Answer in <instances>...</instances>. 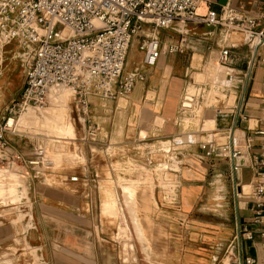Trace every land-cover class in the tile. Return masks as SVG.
I'll return each mask as SVG.
<instances>
[{
    "label": "crops",
    "instance_id": "1",
    "mask_svg": "<svg viewBox=\"0 0 264 264\" xmlns=\"http://www.w3.org/2000/svg\"><path fill=\"white\" fill-rule=\"evenodd\" d=\"M225 6L256 19L260 25L264 23V0H200L196 17H205L211 11L219 13ZM150 37L158 39L160 49L153 67L144 65V52L140 50V44ZM226 44L218 27L188 24L176 30L156 29L153 25L143 24L132 38L123 73L140 68L145 80L138 82L124 98L112 101L95 97L89 99L83 138L86 161L79 168L78 176H75L77 180L72 182L71 177L64 181L67 189H56L36 188L34 180L28 179L26 197L23 196L18 204L12 203L18 205V212L24 214L22 225L1 223L0 226V264H36L26 249L21 248L24 243L28 249L35 251L39 264H124L132 251L130 249V253L124 254L123 246L126 245L128 248L133 246L139 264H233L239 255L234 241L238 223L246 225L252 234L249 240L242 236L245 255L253 258L256 264H263L264 242L260 236L263 228L252 224L250 201L234 198L229 162L219 155L214 142L194 140L192 135L180 136L176 123L182 109L186 112L195 109L196 123L209 109L205 102L204 109L192 105L195 100L191 96L196 94V90L189 88V85L192 84V73L199 69V64L204 69L196 73L197 76L201 74L203 81H211L210 91L214 93L211 103L217 96H225L223 92L226 88L231 92L230 101L235 98L234 92L238 100L242 90H239V85L234 87L232 81H227L220 70L235 73L236 80L242 78L243 88L249 52L244 44L238 45L230 50L228 64L220 66L212 60L218 59ZM20 52L21 47L16 42L0 46V122H3L6 110L20 98L25 87L26 69L20 62ZM257 77L259 88L255 92ZM237 83L240 84L239 81ZM249 84L250 92L243 109L249 121L238 120L232 131L240 142L239 146L243 145L244 137L248 134L250 120L256 123L258 118L254 119L253 116L259 113L264 97V66L255 68ZM187 93L189 97H186ZM237 113L236 107L218 113L211 126L207 124L209 120L204 118L202 127L208 132L218 130L228 134L235 124ZM182 122H185L186 128L190 119L184 117ZM143 131L147 136L139 140ZM222 138L227 140V136L219 137ZM156 140L169 142V151L149 147ZM175 140L181 141L175 143ZM254 144L252 153L261 155L262 142L257 140ZM8 145L9 153L18 152L11 144ZM143 145L146 147L140 148ZM110 149L117 153H107ZM151 149L167 155L171 150L174 153L172 159L155 164ZM102 152L104 156L100 157L99 153ZM113 161L120 166L118 170L114 168ZM166 162L170 163L171 168L165 166ZM245 162L236 161L239 170L235 177L242 185L249 183L252 176L251 170L244 166ZM136 166H143L147 171L161 168L159 177L154 176V182L162 181L163 186L157 184L154 191L146 195L149 204L140 200L141 193L147 188V176L144 171L135 169ZM22 168L33 170L28 166ZM105 169H108L110 178L104 176ZM162 171L174 177L177 185L174 196L167 195V187L171 188V183ZM109 182L114 185L109 192L116 194L118 208L126 215L125 222L102 215L101 204L106 192L103 190ZM217 182L221 185L220 191H217ZM120 184H132L135 189V211L146 239L142 242L133 233L128 211L122 203ZM216 194L221 196L220 200H215ZM10 195L11 192L7 199L14 197ZM167 198L172 201L166 203ZM0 200L4 202L2 197ZM217 201L219 205H214ZM19 217L17 219L21 220L22 216Z\"/></svg>",
    "mask_w": 264,
    "mask_h": 264
},
{
    "label": "built area",
    "instance_id": "2",
    "mask_svg": "<svg viewBox=\"0 0 264 264\" xmlns=\"http://www.w3.org/2000/svg\"><path fill=\"white\" fill-rule=\"evenodd\" d=\"M200 0H0V46L16 42L21 47L19 59L25 67V87L0 122V158L7 164L18 163L34 169L41 165L43 151L33 148L35 155L9 153L4 133L13 130L8 126L28 109L47 104L49 94L59 88L71 89L76 111L87 116L90 98L112 101L128 96L138 82L145 80L140 68L124 74L126 55L132 38L143 24L156 29H181L188 24L218 27L227 43L218 56V63L228 64L230 50L238 45L229 41L239 35L249 52L248 86L253 71L264 66V23L232 9L221 8L219 13L208 12L196 17ZM264 20V19H263ZM144 52V65L153 67L160 54L159 42L150 37L140 44ZM246 87L238 98L237 118L227 134V142L218 146V153L229 162L233 175V196L242 197V184L236 181L239 170L236 161L245 160L251 170L250 192L246 197L251 204L252 224L262 227L264 242V97L260 102L259 116L254 127L248 125V134L242 146L233 136L236 123L249 121L244 114ZM93 135V131L91 132ZM94 136V135H93ZM261 141V155L252 153L255 141ZM72 182L76 177L70 179ZM242 236L249 240L252 234L243 223H238L234 241L239 252L233 264H256L244 253ZM264 264V263H263Z\"/></svg>",
    "mask_w": 264,
    "mask_h": 264
},
{
    "label": "rangeland",
    "instance_id": "3",
    "mask_svg": "<svg viewBox=\"0 0 264 264\" xmlns=\"http://www.w3.org/2000/svg\"><path fill=\"white\" fill-rule=\"evenodd\" d=\"M236 37V38H235ZM235 41V42H234ZM231 42L236 44V45H242L243 44V39L241 36L239 35H233L231 38ZM215 63H218V59L214 58L212 60ZM219 65V63H218ZM204 66H200L199 64V69L194 71V73H198L203 71ZM194 73H192V84L190 83L189 88H194L196 90V94H192L191 97H193V100H195V102H192V105L194 108H203L204 109V102L206 103V106L209 107V109L205 110L206 113L204 114L203 118L196 123V117H195V109H193L192 111L186 112L185 109H182L181 111V115L178 117V119L176 120V123L179 127V134L180 136L183 137H188L190 135L194 136V140H198V141H202V142H207V143H212L214 142V146H222L224 144H226V138H222L219 139V137H225L227 136V134H222V132L216 130L215 132H208V130L203 129V124H204V118H211L213 117L214 119H216V115L218 113H224L227 111H230L231 109H233L234 107H236L237 105V95L236 92H234L235 98L231 99V92L228 91V89L226 88V90L223 92V94L225 96H217L216 100H214L213 103H211V101L214 99V93H212L211 90V81L208 79L206 81L204 80V77L201 74H197L195 75ZM234 76V84L235 87L239 85V90H242V86H243V80L242 78L239 80H236L237 76L235 73H232ZM226 76V75H225ZM198 81H202V82H198ZM259 77L256 78V86L254 88V91L257 92L256 90H258L259 88V83H258ZM228 81V79H227ZM237 81L240 82V84L237 83ZM246 82V81H245ZM197 83H201V84H197ZM250 84L246 87L244 86V88L246 87V100L244 102V106H246L247 103V98L250 92ZM62 90L63 95H70V98L67 99L66 103H65V108L63 113L69 114V117L72 119L74 126L76 127V134L74 133V137L72 138V141L67 142L66 141V145L61 147L60 144H56L54 142V139L51 140V138L49 139L48 136H44L43 134H40L39 132L36 131V127L39 126V124L37 123L38 119H35V117H29L26 119V121L24 123H18V118H15V127L13 130H10V132L4 133L3 136V140H5L7 143L11 144V146H13L14 148H16V150L21 153H24V155L32 157L34 154L33 152V148H41L43 151V155L41 157L42 162L41 165L36 166L33 170H24V168H22V165L15 163V164H7L6 161H2L0 158V185H2V187H0V197L3 198L4 202H2L0 200V206H2L3 208L0 209V226L2 225L1 223L5 224V225H11L14 224L15 226H21L22 225V221L24 219V214L18 212V208L19 206L16 205L14 206V203H17L18 201H20L22 199L23 196L26 197L27 195V191H28V179H33L36 188L37 187H46V188H56V189H67L68 186L65 184V180L70 179L71 177H75L78 176V173L80 171V167L82 165H84V161H86V156H85V148H84V123H82L81 120L78 119V115H80V117H82L85 120V117L78 113L76 111L75 108V102H74V96H72V94L66 89L63 88H59ZM210 91V92H208ZM235 91V88H234ZM189 93L186 94V97L188 96ZM204 94H206V99L204 98ZM51 95V94H50ZM190 95V94H189ZM251 96V95H250ZM233 98V96H232ZM19 100L16 99L14 102H17ZM49 101H47L48 103ZM183 103H185V101H183ZM209 103H211V105L209 106ZM13 105V104H12ZM207 107V108H208ZM245 108V107H244ZM33 109V108H32ZM44 110V108L42 109ZM23 114V113H22ZM60 115V114H59ZM259 116V113L255 114L253 116L254 119H256V117ZM187 117L190 119V123L186 126L185 128V124L182 122V118ZM255 122L251 124V122L249 123L250 127H254L255 126ZM40 126H44V125H40ZM217 127H215L216 129ZM213 134L215 135H219L217 137H213ZM209 135H212V137H208ZM147 136L146 132H141L140 136H139V140H142L143 138H145ZM176 137V138H180ZM157 141V140H156ZM181 141V140H179ZM178 140H175V143H179ZM2 142V141H0ZM53 142V143H52ZM51 143V144H49ZM174 143V144H175ZM52 144L53 148L50 147ZM142 144V143H141ZM58 145V146H57ZM169 142H155L150 145L154 146L155 149L156 148H160L159 150H163L164 152H168V146H169ZM213 145V144H212ZM146 147L145 145L140 146V148ZM148 147V146H147ZM176 147H180L179 145H177ZM8 148L9 145H8ZM58 148V149H57ZM54 149V150H53ZM62 151H61V150ZM67 150V152L60 157L58 154V152L63 153V151ZM58 151V152H57ZM150 152H152V159L155 162V164H160L162 160L165 159L170 160L172 159V155H173V151L171 150L170 154H164L163 152H159L157 150H153L151 149ZM107 153H111V155H115V153H117L116 150L110 149L107 151ZM96 154V153H94ZM100 157L104 156V153H99ZM163 158V159H162ZM84 159V160H83ZM163 162V163H164ZM114 163V168L115 169H119L120 166L117 165V163L115 164V161H113ZM165 166H167V168H171L170 163L165 164ZM135 169L140 170V171H144L146 176H147V188H145L143 190V192L140 195V200L142 201H146V199H148L146 197V195H149V193H152V191H154L153 189L157 186V184L159 185V187L163 186L162 181L159 182H154V176L159 177L160 172H158L161 168L156 169L155 171L149 170L147 171L145 169V167L143 166H136ZM104 176L106 178H110L109 175V171L108 169H105L104 171ZM165 174V178L169 179V183H171L170 187H167V195H175L176 193V182L174 181V177L170 174H168L167 172H163L162 174ZM168 181V180H166ZM168 183V182H167ZM244 185V184H243ZM242 185V187H243ZM34 186V187H35ZM114 187L112 182H109L106 186V188L103 190L104 191H110L112 190ZM121 187V191H122V203L125 205L127 211H128V218L130 221V224L132 226L133 229V233L135 235V238L139 241L142 242L145 240V236H144V232L142 230V226L140 224V222H134L133 221V216L136 215V204H137V197H136V192L135 189L133 188V186H129V185H124V184H120ZM221 185H219V182H217V191H220ZM243 190V189H242ZM11 192L12 195L10 196H14L10 199L8 198V194ZM102 192V195H103ZM250 189L248 188L245 192H243V195H245L246 193H249ZM241 197V199L246 201V197ZM151 198L154 199V196L151 195ZM145 199V200H144ZM221 196L219 194H216L215 200H220ZM6 200L8 202H6ZM116 201H117V209L119 212V219H121V216H124V222L126 220V215L125 213L121 212L118 208V199L116 196ZM156 201V200H155ZM167 201L171 202L172 200L170 198H167ZM13 203V204H12ZM149 204V202H147ZM220 202H215L214 205H219ZM7 204V206H5ZM18 204V203H17ZM145 206V205H144ZM209 209H213L211 207H209ZM101 212H102V207H101ZM103 213V212H102ZM21 215L22 219L18 220L17 216ZM151 213L149 214V216L151 217ZM3 221V222H2ZM149 221V220H148ZM147 223V222H146ZM150 225V224H149ZM22 229V228H21ZM24 231V230H22ZM150 229H149V233H150ZM26 249V252L29 253V256H31L32 258H34V260L36 261V264H39L38 262V257L35 254L34 250L28 249V245H26L24 243V245L21 247ZM124 250L126 252L125 253H130V248H128V246H123ZM25 252V253H26ZM24 253V254H25ZM126 260H124V264H139L138 261L136 260V255H135V249H133L131 251V256L130 257H126ZM132 259V260H131ZM126 262V263H125Z\"/></svg>",
    "mask_w": 264,
    "mask_h": 264
},
{
    "label": "bare ground",
    "instance_id": "4",
    "mask_svg": "<svg viewBox=\"0 0 264 264\" xmlns=\"http://www.w3.org/2000/svg\"><path fill=\"white\" fill-rule=\"evenodd\" d=\"M195 60H198V59L195 58ZM193 66H195V64ZM220 66H222V65H220ZM220 73L222 75H224V76L226 75L225 77H226V79H228V81L234 82L233 80L235 78L232 75L231 71L220 70ZM234 87H235V84H234ZM62 88H64V87H62ZM65 89H67L72 94V96H74V94H73L71 89H68V88H65ZM50 94H49V98H48L49 102L44 107H41V108H38V109H28L26 112H24L23 114L19 115V118H18L17 122L18 123H20V122L24 123L27 118L35 117V119H38L37 123L39 124V126L35 128L36 131L39 132L40 134H43L44 136H48V138L49 139L51 138V140L54 139V142L56 144L58 143V144H60L61 147H63V146L66 145V141L67 142L72 141L73 140L72 138L74 137V133L76 134V127L74 126V123H73L72 119L69 117V114L65 115L63 113L64 108L66 106L65 103H66L67 99L70 98V95L69 96L63 95V92H62L61 89H57L55 91H52ZM43 108H44V110H42ZM78 116L82 120V123H84V119L82 117H80V115H78ZM187 119H189V118H187ZM206 120L207 121L209 120L207 122V124L211 126L212 122H213V117L207 118ZM250 122L252 124V123L255 122V120L251 119ZM40 125H44V126H40ZM8 126L12 127V129H14V127H15V119L10 118V120L8 121ZM76 136H77V134H76ZM49 144H51V143H49ZM53 145L54 144H52L50 147L53 148ZM66 152L68 154L67 150L63 151V153L58 152V154H60L59 156L62 157ZM243 184H244L243 185V192H245L249 188V185H247L245 183H243ZM131 185H129V186H131ZM116 204H117L116 194L111 193L109 191H106L105 194H104V197H103L102 204H101L102 212H103L102 215L103 216H107L109 218L112 217V218H115V219H119V217H118L119 212H118ZM124 219L125 218L122 215L121 216V220L123 222H124ZM133 221L134 222H140V220L138 219V215L137 214L133 216ZM111 224H112V222L110 223V225ZM122 232L125 233V230H122ZM130 249L133 250L134 249L133 246H131Z\"/></svg>",
    "mask_w": 264,
    "mask_h": 264
}]
</instances>
